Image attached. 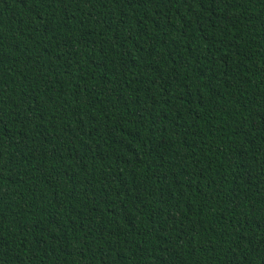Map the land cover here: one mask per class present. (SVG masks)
I'll use <instances>...</instances> for the list:
<instances>
[{"label":"trees","instance_id":"trees-1","mask_svg":"<svg viewBox=\"0 0 264 264\" xmlns=\"http://www.w3.org/2000/svg\"><path fill=\"white\" fill-rule=\"evenodd\" d=\"M0 264H264V0H0Z\"/></svg>","mask_w":264,"mask_h":264}]
</instances>
